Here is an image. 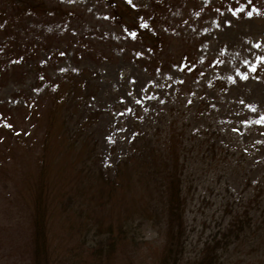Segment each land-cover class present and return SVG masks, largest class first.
I'll use <instances>...</instances> for the list:
<instances>
[{
    "label": "rangeland",
    "instance_id": "1",
    "mask_svg": "<svg viewBox=\"0 0 264 264\" xmlns=\"http://www.w3.org/2000/svg\"><path fill=\"white\" fill-rule=\"evenodd\" d=\"M45 1L48 6L59 3L73 14H42L32 22L37 27L33 29L31 25L26 32L20 31L18 21L17 26H12L13 36H3L7 30L0 29V42L10 41L0 43L4 49L0 54V125H5L0 134L8 136L15 147L6 155V163L0 165V264H31L33 228L28 208L20 201L21 174L38 168L35 156L46 130L47 105L52 103L47 92H42L37 100L29 92L33 73L24 75L20 64V54L27 50H32L40 74L45 77H54L61 66L100 70L99 89L92 96L91 106L100 107L101 114L87 131H93L98 140L99 164L106 175L113 174L115 161L127 151L135 110L141 125L147 126L166 107L180 104L179 117L190 121L187 129L200 135L210 129V139L237 154L210 161L209 153L202 160L195 158L194 151L189 152L192 159L186 163L185 185H191L192 195L188 191L185 219L190 253L218 225L223 226L239 205L250 204L246 207H250L252 215L264 209V191L257 192L256 184H251L264 172V129L262 126L258 130L253 120L264 115V81L251 75L241 79L237 72L247 71L244 61L252 60L258 44L264 47L261 0H163L153 28L164 40L158 51H152L143 40L114 22L110 7L103 0ZM241 5L254 13L249 16L242 10L233 15L232 10ZM214 74L232 75L225 91L208 87ZM201 91L215 111L209 117L192 118L190 109L185 110L186 97ZM189 130L187 134L193 133ZM225 131L223 137L221 132ZM62 161L59 151L50 155L47 172L60 175L55 179L58 182L67 180V171L60 167ZM105 161L108 167L103 165ZM54 184L56 193L60 184L69 185ZM80 196L77 194L75 200L84 205L90 195ZM59 202L72 204L66 198ZM83 213L90 220L92 214L84 209ZM49 225L50 249L69 257L72 248L80 244L75 211L67 213L55 207ZM139 232L145 240L154 235L148 228ZM139 250L132 262L146 264L151 259L144 258V249ZM128 254L119 252L116 264H127ZM92 260L93 257H86L85 264Z\"/></svg>",
    "mask_w": 264,
    "mask_h": 264
},
{
    "label": "trees",
    "instance_id": "2",
    "mask_svg": "<svg viewBox=\"0 0 264 264\" xmlns=\"http://www.w3.org/2000/svg\"><path fill=\"white\" fill-rule=\"evenodd\" d=\"M103 1L109 5L113 21L125 32L135 33V38L143 40L152 51L163 46L164 40L153 30L163 0ZM48 5L45 0H1L0 29L7 30L2 35H12V26H17L18 21H21L20 31L26 32V29L31 30V25L33 29L37 27L32 22L42 14L64 17L73 14L59 3ZM249 11L252 10L243 7L245 15ZM2 42L10 43L9 40ZM3 50L0 45V54ZM7 54L5 57L9 59L11 56ZM20 55L24 75L33 73L28 85L32 97L37 100L44 94L42 92H47L52 102L47 105L46 130L35 156L38 168L22 172L21 200L16 192L18 201L26 204L32 223L31 264H85L88 256L93 257L90 264H116L119 252L129 253L127 264H134L136 261L132 260L134 254L141 251L139 249L147 252L144 258L151 259L146 264H264V209L252 215L250 207H246L250 204L239 205L223 226L218 225L209 238L193 248V253L187 249L185 213L192 195L191 185H185L186 163H191L192 159H189V152L194 151L195 158L202 160L209 153L210 161L217 156L228 159L237 155L210 139V129L201 135L187 129L190 121L179 117L180 104L166 107L147 126L141 125L135 110L132 115L134 131L127 151L115 161L113 174L106 175L99 164L98 140L93 131H87L98 122L101 114L100 107L91 106L92 96L99 89L100 70L61 66L54 77H45L40 74L32 50ZM258 56H264L261 45L250 63ZM246 72L264 81V62H257V71L247 68ZM231 78V74H214L207 84L225 91ZM175 95L179 96L178 88ZM204 95L201 91L186 97L185 110L190 109L192 118L209 117L214 113L215 108ZM253 120L258 130L262 126L264 129V123L258 122L260 118ZM3 127L5 125L1 124L0 129ZM7 130H11L10 126ZM188 130L193 133L187 134ZM226 133L221 132L223 137ZM53 144L58 146L52 147ZM110 146L114 148L112 142ZM11 151H15L11 139L0 134V165L6 163V155ZM57 151L64 160L60 167L67 171V180L60 182L55 180L60 175L47 172L51 167L50 155ZM103 165L108 167L109 163L105 161ZM256 178L251 184H256L257 192L264 191V172ZM54 182L69 185L60 184L56 193ZM77 194L81 198L90 196L82 205L75 200ZM63 198L72 204L60 203ZM55 207L67 213L74 210L79 220L80 244L72 248L69 257L54 253L48 245L49 222ZM83 209L92 214L90 220ZM144 228L153 232V238L145 240V235H138Z\"/></svg>",
    "mask_w": 264,
    "mask_h": 264
},
{
    "label": "snow or ice",
    "instance_id": "3",
    "mask_svg": "<svg viewBox=\"0 0 264 264\" xmlns=\"http://www.w3.org/2000/svg\"><path fill=\"white\" fill-rule=\"evenodd\" d=\"M129 2H131V0H129ZM243 7L244 6L241 5L240 8L233 9L232 10L233 11V15H235L238 11H242ZM252 14H253L252 11L247 12V15H249V16H251ZM225 23H230V21H225ZM131 34L135 35V33H131ZM257 46H259V44ZM257 62H264V56H258L256 58V60L251 62V63L249 61H247V60L244 61V63L248 66L249 70L252 71V72L257 71ZM237 72H238V75H239V77L241 79H247L248 78V73L247 72H243V71H241L239 69L237 70ZM249 107H251V105H249ZM258 122L264 123V115L261 116V119Z\"/></svg>",
    "mask_w": 264,
    "mask_h": 264
}]
</instances>
